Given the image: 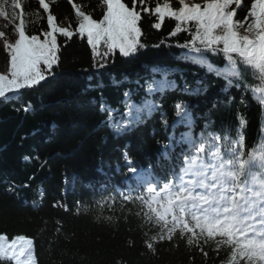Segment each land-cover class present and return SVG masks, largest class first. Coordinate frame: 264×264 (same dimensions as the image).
<instances>
[{
  "label": "trees",
  "instance_id": "obj_1",
  "mask_svg": "<svg viewBox=\"0 0 264 264\" xmlns=\"http://www.w3.org/2000/svg\"><path fill=\"white\" fill-rule=\"evenodd\" d=\"M45 2L49 3L58 26L75 25L73 5L94 19L102 18L104 10L102 0ZM122 2L133 6V0ZM156 2L150 0V6L155 7ZM171 3L173 7L178 6L175 0ZM140 7L137 5V10ZM24 11L26 34L42 39V33L47 30L48 13L39 8L38 0H33L30 7L25 3ZM154 22V17L146 13H142L138 22L143 33L141 40L149 47L130 57H122L116 50L106 67L98 70L93 68L86 36L74 35L67 40L57 34L59 64L54 66L53 75L33 89L18 90L19 99L0 98V234L6 235L9 241L18 235L33 239L37 264H222L227 259L224 250L217 253L206 247L205 258L201 251L189 249L182 241L156 243L155 251L149 250L145 246L148 237L138 228L139 219L135 215L140 211L139 203L127 204L122 209L119 195L115 203L102 202L114 193V186L123 188V180L131 181L121 155L126 145L136 162L134 166L146 168L151 164L155 175H167L156 165L159 158L168 166L160 154L162 145L173 133L171 123L178 101L187 103L193 117L198 116L194 127L197 131L192 130L197 136L201 132H218L223 126L231 127L232 138H237V133L242 131L249 146H255L253 141L258 144L264 139V104L259 100L260 94H246L236 86L222 91L226 87L223 78L206 75L203 69L170 55L178 54L180 49L152 47L174 27L170 18H165L159 30L151 27ZM186 38L182 33L169 43ZM104 50L101 45L100 51ZM0 56L7 68L3 45ZM210 59L222 66V58ZM154 67L181 69L182 74L175 72L169 76L177 88L147 96L142 87L145 81L161 78L160 72L152 71ZM113 79L116 84L112 83ZM198 79H203L206 93L188 95L182 91L184 87L196 86ZM247 82L256 83L255 80ZM237 83L234 81V85ZM100 84L103 87H98ZM129 90L133 92V102L152 99L159 111L116 136L102 123L107 114L100 112V97L112 109L119 110L115 117L119 119L126 111L123 93ZM228 97L233 99L229 101ZM27 107L31 110L26 112ZM241 114L246 118L243 130L238 128L236 119ZM165 119L169 123L167 130ZM184 129L175 130V134ZM178 154L176 147L173 158ZM117 163L121 165L119 171ZM103 182H107L106 190L101 188ZM9 188L14 191H8ZM109 216L114 219H106ZM0 264L14 263L5 258Z\"/></svg>",
  "mask_w": 264,
  "mask_h": 264
},
{
  "label": "snow or ice",
  "instance_id": "obj_2",
  "mask_svg": "<svg viewBox=\"0 0 264 264\" xmlns=\"http://www.w3.org/2000/svg\"><path fill=\"white\" fill-rule=\"evenodd\" d=\"M25 3L30 7L33 0H0L4 28H14L15 33L14 40L3 41L7 68L0 74V98L5 101L19 99L18 90L33 89L53 75L54 66L59 64L57 34L67 40L74 35L86 36L92 51L93 68L97 70L106 67L116 50L120 56L130 57L146 49L149 45L142 42L143 33L138 26L142 13H146L154 17L151 27L157 30L161 29L165 18L174 21L167 36L152 47L180 49L178 54L170 55L203 69L206 75L223 78L226 87L222 91L236 86L246 94L259 93V100L264 104V0H203L202 3L175 0L177 7L169 0L163 3L157 0L155 7L150 6V0H133L132 7L122 0H102V18L94 19L73 5L76 23L69 26L54 23L49 3L38 0L39 8L48 13L47 30L42 33V39L26 34ZM137 5L141 6L139 10ZM239 13L244 15L241 17ZM182 33L187 37L184 41L169 43ZM4 37L5 32L0 31V38ZM101 45L105 49L102 52ZM211 57L222 58V66L214 63ZM152 71L160 72L161 78L145 81L142 87L147 96L177 88L169 76L175 72L182 74L181 69L154 67ZM250 80L256 83H248ZM234 81L239 83L234 85ZM112 83L117 81L113 79ZM136 83L139 85V81ZM202 84L203 79H198L196 86L184 87L182 91L188 95L206 93L207 87ZM132 95L131 90L123 93L126 111L119 119L115 118L119 110L112 109L103 102V96L100 97V112L107 114L102 123L116 136L142 124L146 117L159 111L154 100L136 103L132 101ZM228 99L231 101L233 97ZM213 107H216L215 103ZM174 108L173 133L162 145L160 154L168 166L159 158L156 165L167 175H155L151 164L146 168L134 166L136 162L126 145L121 152L122 159L127 173L135 176L136 183L128 185L125 182L123 188L114 186V193L102 202L115 203L119 195L122 209L127 204L139 203L140 211L135 215L139 219L138 228L148 237L145 246L149 250L155 251L156 243L182 241L189 249L201 251L205 258L208 255L204 252L206 247L217 253L224 250L227 259L222 264H264V139L258 144L253 141L255 146H249L242 131L237 133V138H232L231 127L223 126L218 132L194 135L190 106L181 100ZM24 110L30 111L31 107ZM236 119L238 128L243 130L246 118L241 114ZM163 123L167 130L168 121L165 119ZM179 125L187 131L177 138L175 129ZM177 145L180 152L173 158ZM116 167L119 171L121 165L117 163ZM106 183H101L102 189L106 190ZM106 219L113 220L114 217ZM5 258L14 264H37L33 239L18 235L9 241L6 235L0 234V260Z\"/></svg>",
  "mask_w": 264,
  "mask_h": 264
},
{
  "label": "rangeland",
  "instance_id": "obj_3",
  "mask_svg": "<svg viewBox=\"0 0 264 264\" xmlns=\"http://www.w3.org/2000/svg\"><path fill=\"white\" fill-rule=\"evenodd\" d=\"M163 2H165V0H162ZM174 1V0H169V2ZM191 2H196V3H202L203 0H191ZM0 31H4L5 32V38L8 40H14L15 38V33H14V28L12 29H5L4 28V21L2 20V18H0ZM3 38H0V46L3 45ZM6 68V61L3 59V57L0 56V72H3ZM178 138H179V134H178ZM132 177L135 178V176L133 174H131ZM136 179V178H135Z\"/></svg>",
  "mask_w": 264,
  "mask_h": 264
}]
</instances>
